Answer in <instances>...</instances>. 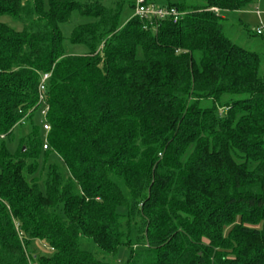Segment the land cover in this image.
Segmentation results:
<instances>
[{
    "label": "trees",
    "instance_id": "1",
    "mask_svg": "<svg viewBox=\"0 0 264 264\" xmlns=\"http://www.w3.org/2000/svg\"><path fill=\"white\" fill-rule=\"evenodd\" d=\"M165 1L178 23L135 0H0L23 25L0 21V264H121L122 247L127 264H264V36L245 27V48L220 15L258 0Z\"/></svg>",
    "mask_w": 264,
    "mask_h": 264
},
{
    "label": "rangeland",
    "instance_id": "2",
    "mask_svg": "<svg viewBox=\"0 0 264 264\" xmlns=\"http://www.w3.org/2000/svg\"><path fill=\"white\" fill-rule=\"evenodd\" d=\"M106 4L110 3V0H103ZM134 0H126V2H133ZM172 3L178 2V0H170ZM165 0H158L157 5H162L165 3ZM49 0H44L45 8L48 7ZM194 1H190L188 4H193ZM259 10L264 13V0H258L254 7H250L244 11H220V15L223 18V23L225 24V32L227 36L234 41L235 43L247 48L248 41L250 40L248 34L245 30L247 27L252 33L255 32V28L260 26L261 23H264V15L259 18L256 14V11ZM133 16V11L130 8V3H127L124 7L123 14L121 16V25L126 24ZM2 23H5L12 27L17 31H21L23 29V25L15 21L14 19L4 16L0 18ZM73 25H67L63 27V32L66 37V41L64 43V49L67 54L69 55H84L87 52L85 47L75 46L72 47L68 38L70 37ZM255 40V38H253ZM252 42H254L252 40ZM257 42V41H256ZM257 50V46L255 47ZM37 122L41 123V119L38 117ZM21 135V128H16L14 130V134L10 139L6 140L7 148L10 152L14 153L18 147L19 138ZM43 162V158H41V163ZM49 162H53L59 165H63L61 159L57 155H52L49 159ZM121 188L125 195L128 194L127 189L124 185H121ZM81 248L86 251L94 252L96 246L94 243L87 241L86 239H81ZM35 252L39 254H49L50 251L44 247L40 242L36 241L33 244L32 248ZM131 251L126 248L122 247L119 251V262L121 264H127L130 258Z\"/></svg>",
    "mask_w": 264,
    "mask_h": 264
},
{
    "label": "built area",
    "instance_id": "3",
    "mask_svg": "<svg viewBox=\"0 0 264 264\" xmlns=\"http://www.w3.org/2000/svg\"><path fill=\"white\" fill-rule=\"evenodd\" d=\"M212 11L218 13V9H212ZM256 14L261 18L264 13L257 10ZM186 15L185 12L178 10L177 8H166L154 2V0H135V10L134 16L139 17L140 19H146L150 21H163L170 19L173 23H178ZM255 33L259 36H264V23H261L260 26L255 28ZM51 74H44L41 77L39 84V105L37 109V117L41 119V131L43 139V150H49L48 144V134L51 130L50 125L47 122V116L49 111V106L46 102V92L47 85L50 80ZM49 251L53 249L46 247Z\"/></svg>",
    "mask_w": 264,
    "mask_h": 264
}]
</instances>
